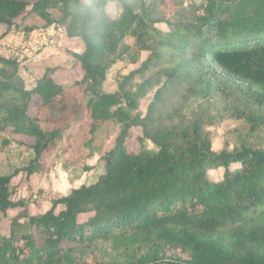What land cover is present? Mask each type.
Segmentation results:
<instances>
[{"label": "trees", "instance_id": "trees-1", "mask_svg": "<svg viewBox=\"0 0 264 264\" xmlns=\"http://www.w3.org/2000/svg\"><path fill=\"white\" fill-rule=\"evenodd\" d=\"M28 15L83 51L72 54L80 80L60 82L54 68L32 89L21 62L0 55V134L34 152L24 178L62 141L71 158L91 157L107 121L122 129L95 183L28 224L10 222L0 264H264V148L253 143L264 127V0H0V26ZM121 61L139 66L101 93ZM192 100L200 106L189 116ZM228 113L253 127L215 151L207 127ZM21 188L0 175V212L25 207Z\"/></svg>", "mask_w": 264, "mask_h": 264}, {"label": "rangeland", "instance_id": "rangeland-1", "mask_svg": "<svg viewBox=\"0 0 264 264\" xmlns=\"http://www.w3.org/2000/svg\"><path fill=\"white\" fill-rule=\"evenodd\" d=\"M33 27L36 30L27 34L26 29ZM156 28L166 29L161 25L156 26ZM0 37H2L0 55L16 58L21 62L20 74L27 89L34 88L39 80L54 68L60 69L55 75L60 82L69 84L81 79L82 70L75 64L72 54L83 51L82 41L62 39L58 31L52 32L41 18L28 15L19 20L16 27L11 30L0 26ZM146 56V53L141 55V62L146 59ZM138 66H129L124 61L118 62L111 71L107 72L106 79L98 90L101 93L116 92L118 88L116 72L122 70L124 74H127ZM136 81L140 82L139 78ZM80 99L81 97L78 101ZM220 102L218 99L214 104L219 105ZM147 103L148 101L141 103L142 114L145 112ZM75 105L73 115L77 120L82 111L78 102ZM199 106L200 101L192 100L185 113L190 116L198 110ZM209 114L215 116V113L209 112L207 115ZM251 127H253V123L249 120L237 119L232 113H228L222 119L214 120L207 128L212 133L213 149L220 151L227 144H230L231 148L238 144L240 141L239 132L246 134ZM121 129V125L115 120L107 121L96 134L93 145L98 150L91 157L87 156V152H85L81 157L71 158V155L64 151V141H62L58 146V151L52 157L44 156L43 162L47 163L45 169L35 173L30 180L24 178L21 170L34 158V152L17 142H13L12 135L0 134V175L12 176V181L15 184L22 182V188L15 199L25 201V207L20 211L0 212V234L5 233L10 228L11 221L17 220L19 223L28 224L30 217L50 211L54 200L68 195L72 190L83 185L95 183L104 171L102 158L115 145ZM231 132L236 133L232 136ZM134 134L135 136L140 135V130L135 129ZM10 140L11 143L7 144ZM253 143L258 148H264V127L255 133ZM77 145V142H74L73 148ZM130 147L132 149L137 147L136 140L130 142ZM147 147L154 149L150 143H147ZM85 164L93 169L89 172L85 171L83 168ZM222 173L223 170L221 169L213 170L209 174L212 177H219ZM38 189L43 192L40 194Z\"/></svg>", "mask_w": 264, "mask_h": 264}, {"label": "built area", "instance_id": "built-area-1", "mask_svg": "<svg viewBox=\"0 0 264 264\" xmlns=\"http://www.w3.org/2000/svg\"><path fill=\"white\" fill-rule=\"evenodd\" d=\"M50 30L53 32V31H55L56 29H55V28H51ZM57 31H58V30H57ZM58 34H59V36H60L62 39H67V38L65 37V35H64V33H63L62 30H59V31H58Z\"/></svg>", "mask_w": 264, "mask_h": 264}]
</instances>
